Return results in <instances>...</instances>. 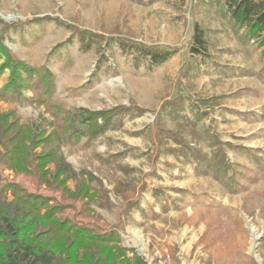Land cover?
I'll list each match as a JSON object with an SVG mask.
<instances>
[{"label":"rangeland","instance_id":"rangeland-1","mask_svg":"<svg viewBox=\"0 0 264 264\" xmlns=\"http://www.w3.org/2000/svg\"><path fill=\"white\" fill-rule=\"evenodd\" d=\"M195 20L209 28V56L189 52ZM79 30L144 47L173 48L175 53L148 70L144 61L135 66L132 55L122 53L115 41L102 57L101 46L82 52L75 37ZM0 42L16 57L50 71L53 102L67 109L131 108L119 127L87 146L82 139L62 148L76 172L86 170L102 181L111 202L107 207L91 203L78 220L114 230L120 246L145 264H264V175H253L250 167L247 179H240L244 187L229 190L199 173L194 161L175 155L171 150L182 147L159 130L158 121L160 106L178 96L184 99L182 114L193 117L192 103L203 111L198 126L210 128L238 170L250 165L249 154L264 163L260 49L248 46L244 51L237 37L217 16H206L197 0H0ZM101 58L106 64L96 68ZM244 69L248 73H240ZM8 74L5 70L0 75V87ZM207 98H217L221 107L198 101ZM11 109L22 122L40 129L52 118L45 104L0 100V113ZM163 124L176 129L169 116ZM202 137L187 135L184 142L206 154L217 148ZM5 174L12 177L11 171ZM120 182L135 187L129 200L116 191ZM68 187L74 191L76 181ZM10 199L8 194L6 201ZM76 214L66 210L64 216Z\"/></svg>","mask_w":264,"mask_h":264},{"label":"trees","instance_id":"trees-1","mask_svg":"<svg viewBox=\"0 0 264 264\" xmlns=\"http://www.w3.org/2000/svg\"><path fill=\"white\" fill-rule=\"evenodd\" d=\"M197 3L206 16H217L222 27L237 37L244 51L248 46L260 49L257 60L262 66L259 74L263 73L264 0H197ZM208 30L199 20L192 23L189 46L192 55L209 56L213 43ZM75 35L82 52L101 46L102 57V51L112 47L115 41L122 53L132 55L135 66L144 61L148 70L161 65L175 53L173 48L144 47L120 39H105L84 30ZM0 59V75L5 70L9 73L7 82L0 87V100L45 104L52 116L40 129L22 122L14 109L0 113V264H145L139 255L120 246L114 230L98 229L90 222L78 220L90 210L91 203L107 207L111 202L102 181L86 170L76 172L62 153L64 147L76 146L82 139L87 146L106 130L119 127L123 115L131 108L67 109L52 101L53 76L44 66L31 65L16 57L1 42ZM103 60L99 59L96 68L106 64ZM186 68L190 71L192 65ZM242 72L248 73V70ZM28 91L31 96H26ZM198 101L204 107H221L217 98ZM184 110V99L178 96L165 101L159 108V130L182 147L171 150L175 155L180 153L187 161H194L199 173L211 175L231 191L237 190L238 186L244 187L240 179H247L250 167H253V175H264L263 160L259 162L260 158L253 154H249L250 165L244 166L245 170H238L237 164L227 160L225 146L209 131L210 128L198 126L203 111L192 103L189 112L193 117L190 118L182 114ZM165 116L175 123V130L166 129ZM202 134L208 145L217 147L208 154L184 142L187 135L203 139ZM5 170L11 171V178ZM71 180L76 181L74 191L68 187ZM39 191L50 192V195ZM116 191L129 200L135 187L120 182ZM8 194L11 199L7 202ZM130 203L135 204V201ZM76 204L80 207L74 211ZM66 210L77 213L75 218H65ZM128 251L132 252L131 257L127 256Z\"/></svg>","mask_w":264,"mask_h":264}]
</instances>
